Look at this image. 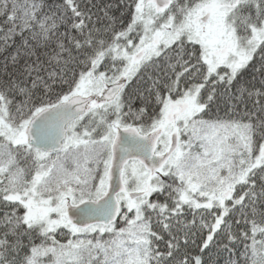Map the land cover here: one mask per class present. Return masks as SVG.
<instances>
[{
  "label": "snow or ice",
  "instance_id": "6c2138e0",
  "mask_svg": "<svg viewBox=\"0 0 264 264\" xmlns=\"http://www.w3.org/2000/svg\"><path fill=\"white\" fill-rule=\"evenodd\" d=\"M0 264H264V0H0Z\"/></svg>",
  "mask_w": 264,
  "mask_h": 264
}]
</instances>
